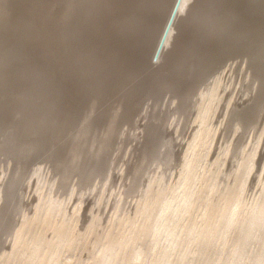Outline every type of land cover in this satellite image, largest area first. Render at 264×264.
<instances>
[{
  "label": "bare ground",
  "instance_id": "1",
  "mask_svg": "<svg viewBox=\"0 0 264 264\" xmlns=\"http://www.w3.org/2000/svg\"><path fill=\"white\" fill-rule=\"evenodd\" d=\"M174 3L84 0L77 6L79 0H73L74 12L70 8L67 16L82 28L95 27V45H80L84 55L95 51V105L112 90L134 113L147 93L160 96L165 90L170 96L163 109L153 101L146 106L143 153L133 172L126 163V196L118 195L114 209L128 193L140 191V196L129 200L131 209L118 219L121 227L100 234L101 199L93 208L83 197L97 191L90 183L94 169L116 177L105 161L115 122L109 135L96 141L87 173L79 164V142L71 144L66 164L62 148H48L45 128L64 117L59 109L73 100L78 80L88 76L76 40L65 49L54 46L52 57L62 58L69 72L37 82L38 108L21 113L25 120L39 121L35 131L21 134L0 121V150L11 158L0 166V264H103L101 254L127 247V264H141L150 255L152 264H163L181 237L186 247L180 264H264V0ZM0 40L1 52L21 45ZM158 42L159 61L152 65L149 57ZM235 54L245 58L244 68L226 58ZM39 62L36 55L26 61ZM19 77L11 67L0 68V107L19 99L8 89ZM65 86L69 97L62 92ZM103 117L102 110L96 112L95 124ZM33 132L38 133L34 144ZM87 132L82 129L79 136ZM153 151L162 162L157 175L145 170ZM43 158L51 170L40 164ZM63 195L72 211L57 214L53 202Z\"/></svg>",
  "mask_w": 264,
  "mask_h": 264
},
{
  "label": "rangeland",
  "instance_id": "2",
  "mask_svg": "<svg viewBox=\"0 0 264 264\" xmlns=\"http://www.w3.org/2000/svg\"><path fill=\"white\" fill-rule=\"evenodd\" d=\"M83 1L79 0V5L77 6H82ZM176 2L177 0H175L174 7L176 6ZM71 5L73 6V0H40L36 5H33L31 0H0V36L9 44L21 43L20 46L9 48V53L0 51V54L4 57L0 59V68L11 67L15 72L20 73L17 83L15 82L8 86L9 91L18 96L19 99L1 105L0 121L4 129H7L9 125H14L21 134L35 131V125L39 121L34 117V120H25L21 113H30L38 108L37 98L34 96V91L38 89V81L46 79L51 74L59 75L60 73L69 72L66 71V64L62 58L52 57V48L60 45L62 49H65L71 39L76 40V55L80 59L83 69L88 71V76L84 80H78L79 89L76 90V93L72 97L73 100L59 109V111L64 113V117L58 120L54 128L51 125L45 128L46 136L43 135V139L47 140L44 143L50 149L62 148L61 154L66 157L62 163L65 164L69 160V148L71 144L75 141L79 142L82 149L79 164L87 173L88 169L85 166L90 165L92 154H95L96 141L109 135L110 124L111 122H115V136L111 145L108 146L109 151L106 154L105 161L109 168L108 171L110 172L113 168L116 177L105 176L104 172L100 174L99 170L95 172L94 169L90 183L93 188L97 185V191L95 192L94 190L91 194L88 193L83 197L84 200L88 198L90 201L89 207L92 206L93 208H95L97 203L96 200L101 199V205L97 207V215L101 216L98 232L101 234L102 232L105 233L106 228L108 230L111 227L116 230L121 227L122 223L118 219L122 218L128 209H131L132 204L127 205L129 204V200L138 198L141 194L140 191L128 193L127 197L124 198V204L123 202H116L117 205L114 209L115 200L118 195L126 196V194H123V188L128 185L130 177L126 173V163L132 164L131 171L133 172L135 169L134 164L139 161L143 153V139L146 132L145 125L148 122V112H145L146 106L153 101L157 104L158 108L161 107L163 109L161 104L170 96V91L164 90L160 96L147 93L148 95H144L145 98L142 104H139V110L135 113L130 110L129 101L121 98L122 95L118 90L108 92L107 95L102 97L103 100L101 99V102L99 100L98 104L95 105V51H90L84 55L80 49V45L83 42L95 45V27L89 29L75 25L73 21L74 16H67V14H71L68 13L70 8L74 12V8ZM21 10L22 13L19 16ZM172 13L173 11L170 14V19ZM76 16L78 19L79 14H76ZM162 30L158 34V39L160 40L163 36ZM159 42L155 48V52L151 58L149 57V62L152 65H155L159 61L157 57ZM34 55L40 58V62L28 65L26 61ZM226 58H234L240 62V68H244L245 58L242 56L235 54ZM70 73L72 77H76L75 71ZM47 83H50L49 79ZM255 85L256 81L252 83L253 89ZM62 92L67 93L68 97L71 96L69 94L71 93V89L68 86H65ZM157 98L159 99L155 101L154 99ZM99 110L104 112V117L97 120L95 124V113ZM88 120H91V123L86 125L85 123ZM217 125H219V122H217ZM82 129L88 130L87 136H79ZM31 134L33 137L31 140L33 139L34 144L38 133L37 135L34 132ZM2 140L1 135L0 147ZM133 149L134 151H132ZM151 155L152 157L149 158V163L145 170L151 171L149 175H157L163 171L162 162L155 156L154 151ZM6 159L11 160L6 152L0 150V166L6 162ZM39 162L45 166V169L51 170L49 159L43 158ZM119 175L121 176L118 179ZM71 178L74 183L78 178L77 173H74ZM147 179L148 176L143 174L142 183L146 184ZM111 193L115 195L113 198L110 196ZM59 200L53 202V207L56 209L57 214H61V209H70L72 211V207L68 203V195H63ZM89 207H86V213L89 212ZM185 247L184 237H181L178 245L175 246L170 254L169 262L172 261L173 264H180ZM192 251L194 252V250ZM128 253V247L125 252L124 250H117L112 253H103L101 254L103 264H127ZM151 257L152 255L144 258L141 264H152L150 262ZM169 262L163 264H170Z\"/></svg>",
  "mask_w": 264,
  "mask_h": 264
},
{
  "label": "snow or ice",
  "instance_id": "3",
  "mask_svg": "<svg viewBox=\"0 0 264 264\" xmlns=\"http://www.w3.org/2000/svg\"><path fill=\"white\" fill-rule=\"evenodd\" d=\"M177 11H179V4H177Z\"/></svg>",
  "mask_w": 264,
  "mask_h": 264
}]
</instances>
